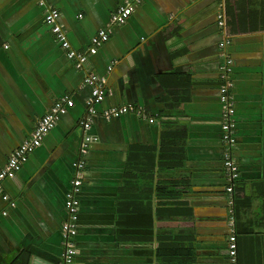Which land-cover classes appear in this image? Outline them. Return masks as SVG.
<instances>
[{"label":"crops","instance_id":"crops-1","mask_svg":"<svg viewBox=\"0 0 264 264\" xmlns=\"http://www.w3.org/2000/svg\"><path fill=\"white\" fill-rule=\"evenodd\" d=\"M130 1L46 0L78 52L89 49L98 31L110 29L109 41L78 70L45 24L46 9L38 0H0V168L56 102L65 96L74 101L21 172L1 185L0 264H12L21 253L29 264H60L65 196L80 159L86 168L76 264H155L154 244L116 241L127 227L117 215L125 205L131 235H143L160 206L171 202L152 188L172 176L190 184L181 199L192 210L195 264H229L219 75L225 39L231 41L233 157L240 171L234 191L238 264H264V32H246L249 23L264 26V0H228V14L226 0H141L124 26H110L112 14ZM176 70L189 76L179 86L169 83ZM88 73L106 79L108 95L94 108L84 155L80 122L92 93L84 83ZM176 87L187 88L188 102L172 100ZM122 106L147 118H103ZM165 164L175 165L174 172L165 171Z\"/></svg>","mask_w":264,"mask_h":264},{"label":"built area","instance_id":"built-area-1","mask_svg":"<svg viewBox=\"0 0 264 264\" xmlns=\"http://www.w3.org/2000/svg\"><path fill=\"white\" fill-rule=\"evenodd\" d=\"M40 5L46 9L45 24L50 28L55 41L64 51L67 60L74 63L78 70H84L89 62V58L95 56L98 50L105 45L110 38V29L105 28L97 32L92 38L90 47L85 52H78L74 50L68 40L67 33L60 23V13L52 8L46 6V0H38ZM141 0H133L126 2L124 5L118 7L110 18V26H124L132 16L136 5ZM217 24L220 28L224 27L223 14L218 15ZM231 41L225 39L222 44V56L224 58L220 68V79L222 85L220 87V103L222 105V144H223V170L227 180L226 194L228 196V226L231 233L228 238V257L229 264H238V246L237 236L235 234V209H234V191L236 183L240 177L239 166L234 160L233 151L236 145V109L232 98L231 89L232 83L230 78L232 75L233 60L227 54V48ZM111 71V68H109ZM84 83L91 87L92 93L87 104V115L80 122L84 135L81 141L80 153L86 154L90 148L91 136L88 131L91 127V118L94 116L95 106L104 102L108 95L107 82L94 73H88L84 79ZM74 108V101L72 98L65 96L56 102L50 111L41 118L38 126L24 142L10 157L7 165L0 168V191H2V183L5 180L14 179L19 172L28 163L30 157L42 145L45 138L56 128L60 119L68 114ZM133 113L142 118H147L142 114V111L134 109L133 106H122L110 109L103 114L105 120L119 118L127 114ZM148 123L154 124L153 119H148ZM86 168V162L82 159L73 164V178L70 182L69 189L65 196V208L67 218L62 225L61 234L63 240V253L60 264H76L77 245L76 237L79 226L80 213V198L83 186V173ZM5 200H8L4 196ZM5 215V214H4Z\"/></svg>","mask_w":264,"mask_h":264},{"label":"trees","instance_id":"trees-1","mask_svg":"<svg viewBox=\"0 0 264 264\" xmlns=\"http://www.w3.org/2000/svg\"><path fill=\"white\" fill-rule=\"evenodd\" d=\"M226 11L228 14V0H226ZM262 11V9H261ZM252 25L249 23L248 28H246V32L248 33H261L264 32V26L255 28L251 27ZM185 70H176L173 74V77L170 78V84L176 86L179 84L182 85V79L189 77L186 76ZM163 76L158 77V83L162 84ZM166 79H168L166 77ZM174 80V81H173ZM187 88L178 89L176 87V92L172 98L176 103H183L189 101V91ZM176 104H174L175 106ZM168 135V134H167ZM171 135V134H170ZM174 145L171 144V147ZM138 154L141 153L138 148H129V152ZM165 171L171 170L173 173L175 170V165L171 164L168 166L164 165ZM130 166L126 168L125 178L128 180L126 182L128 192L127 200H130V188L129 185L131 183L130 178ZM149 177L147 176V179ZM159 183V185H157ZM155 183L156 187L152 191L159 197L162 198L164 194V198L170 199V204L167 201L160 206L162 210L154 215L152 228L145 231V233L139 234L138 236L131 235L129 222H126L128 216L130 215L129 210H126L125 205H121V210L117 215V219L119 221H123L127 225L126 229L122 230L119 235L116 236V241L118 243H140V244H154L155 249L153 250L154 254V262L155 264H195V252H194V236L191 230V224L189 217L191 214L190 207L186 205H182V195H185L191 191L190 184L188 179L178 178L176 176H172L170 178H160V181ZM125 194V195H126ZM163 199V198H162ZM177 203V204H176ZM129 206V203H128ZM130 209V206L128 207ZM235 209V206H234ZM182 212L184 216L187 217V220L182 221ZM160 231V234L158 233ZM187 232V233H186ZM28 254L21 253L18 255L12 262V264H29Z\"/></svg>","mask_w":264,"mask_h":264}]
</instances>
